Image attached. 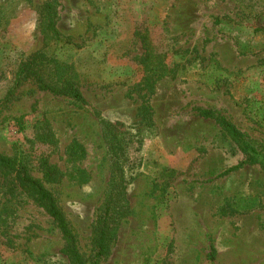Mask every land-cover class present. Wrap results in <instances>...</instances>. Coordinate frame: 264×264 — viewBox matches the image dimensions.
<instances>
[{
	"label": "rangeland",
	"instance_id": "374dc122",
	"mask_svg": "<svg viewBox=\"0 0 264 264\" xmlns=\"http://www.w3.org/2000/svg\"><path fill=\"white\" fill-rule=\"evenodd\" d=\"M43 15L44 0H0V98L15 62L46 46L79 72L84 101L26 80L0 110V152L16 147L35 161L44 148L30 146L31 125L50 123L59 149L50 161L63 175L44 184L83 257L109 175L100 115L124 123L132 139L124 171L129 212L99 264H264V169L242 164L218 176L244 155L196 113L210 109L264 142V120L252 122L244 109L251 97L252 109L264 112V33L256 30L264 0H58L56 27L70 42L56 47L44 42ZM136 32L166 54L170 68L151 92L131 87L143 74ZM72 140L85 149L83 184L66 173ZM6 200L0 190V211H8L0 264H69L44 210L26 196Z\"/></svg>",
	"mask_w": 264,
	"mask_h": 264
},
{
	"label": "trees",
	"instance_id": "16d2710c",
	"mask_svg": "<svg viewBox=\"0 0 264 264\" xmlns=\"http://www.w3.org/2000/svg\"><path fill=\"white\" fill-rule=\"evenodd\" d=\"M58 0H44V15L40 21V32L48 46H58L69 43V39L62 35L56 27ZM264 33L263 27H257ZM137 33V32H136ZM141 43L142 52L137 57L142 67V76L131 87L134 91L151 92L156 81L170 71L166 54L155 50L146 33H137ZM60 46V47H61ZM46 47V46H45ZM39 49L25 59H20L10 68L8 87L0 98V110L7 104L16 88L28 79H32L39 90L48 91L54 95L71 98L83 102L80 91L79 72L70 64L60 61L54 52ZM244 52V51H242ZM245 111L250 120L261 124L264 112H256L251 106L255 100L245 97ZM264 109V99L259 100ZM142 118L148 119V107L140 110ZM199 117L211 120L230 139V141L244 155V159L236 166L230 167L218 176L227 174L232 169L242 164H259L264 169V142L252 137L247 132L240 131L233 123L221 114L210 109L196 108ZM102 136L106 144L109 161V175L106 192L102 205L96 215L91 238V252L88 257L80 253L76 238L62 210L57 204L53 193L45 186L44 182H53L63 175V171L56 163L50 161V156L58 152V140L46 119H36L32 125V134L28 142L31 147L44 148L35 161L28 156H21L16 147L11 155L0 152V190L6 196V202L21 196L31 198L41 207L49 218L52 219L61 234L63 246L61 254L69 264H99L108 252L111 242L117 235L121 221L129 212V201L126 193L125 163L126 151L132 139V133L127 126L119 121H110L98 115ZM65 161L68 164L67 175L79 184L86 183L89 179L88 172L80 166L85 158L84 147L76 140H72L64 148ZM41 173V178L32 172ZM8 211H0V222H5Z\"/></svg>",
	"mask_w": 264,
	"mask_h": 264
}]
</instances>
